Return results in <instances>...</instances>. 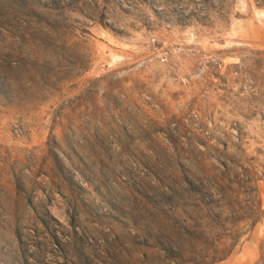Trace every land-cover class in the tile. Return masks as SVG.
<instances>
[{"label": "rangeland", "instance_id": "obj_1", "mask_svg": "<svg viewBox=\"0 0 264 264\" xmlns=\"http://www.w3.org/2000/svg\"><path fill=\"white\" fill-rule=\"evenodd\" d=\"M258 2L0 0V264H264L196 230L214 175L264 210Z\"/></svg>", "mask_w": 264, "mask_h": 264}, {"label": "trees", "instance_id": "obj_2", "mask_svg": "<svg viewBox=\"0 0 264 264\" xmlns=\"http://www.w3.org/2000/svg\"><path fill=\"white\" fill-rule=\"evenodd\" d=\"M264 6L263 2H258ZM233 173V172H232ZM235 173L230 175H214L212 183H209L205 190L210 198V203L199 207L202 214V223L196 227L197 233L207 234V230L213 228L217 234L215 244L219 257L211 259L212 263L224 259L233 250L237 242L242 238L243 231L246 227L252 230L264 216L262 200L257 203L253 198L249 205L242 206L239 193L236 192L235 185L238 182L233 180ZM193 235V232H190ZM197 237L196 235H193ZM221 250H218L220 249Z\"/></svg>", "mask_w": 264, "mask_h": 264}, {"label": "built area", "instance_id": "obj_3", "mask_svg": "<svg viewBox=\"0 0 264 264\" xmlns=\"http://www.w3.org/2000/svg\"><path fill=\"white\" fill-rule=\"evenodd\" d=\"M153 42H155V40H152Z\"/></svg>", "mask_w": 264, "mask_h": 264}]
</instances>
